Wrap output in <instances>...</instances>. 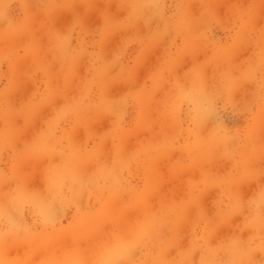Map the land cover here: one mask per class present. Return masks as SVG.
Segmentation results:
<instances>
[{"label":"rangeland","instance_id":"rangeland-1","mask_svg":"<svg viewBox=\"0 0 264 264\" xmlns=\"http://www.w3.org/2000/svg\"><path fill=\"white\" fill-rule=\"evenodd\" d=\"M0 264H264V0H0Z\"/></svg>","mask_w":264,"mask_h":264}]
</instances>
